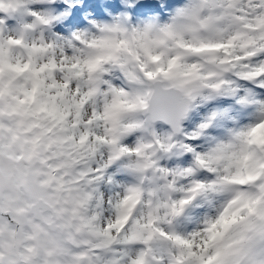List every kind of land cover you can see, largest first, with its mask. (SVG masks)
<instances>
[{"label": "snow or ice", "instance_id": "obj_1", "mask_svg": "<svg viewBox=\"0 0 264 264\" xmlns=\"http://www.w3.org/2000/svg\"><path fill=\"white\" fill-rule=\"evenodd\" d=\"M77 6L0 0V264H264V0Z\"/></svg>", "mask_w": 264, "mask_h": 264}, {"label": "clouds", "instance_id": "obj_2", "mask_svg": "<svg viewBox=\"0 0 264 264\" xmlns=\"http://www.w3.org/2000/svg\"><path fill=\"white\" fill-rule=\"evenodd\" d=\"M19 174L8 161L0 164V195L7 196L18 190Z\"/></svg>", "mask_w": 264, "mask_h": 264}, {"label": "bare ground", "instance_id": "obj_3", "mask_svg": "<svg viewBox=\"0 0 264 264\" xmlns=\"http://www.w3.org/2000/svg\"><path fill=\"white\" fill-rule=\"evenodd\" d=\"M111 2H112V4H116V3H118V0H111ZM97 5H103V7L106 6L104 4L103 0H97V3H89V6H91V7L88 6V8H90V10H91L90 12L92 14V17H94L96 19H103L97 11V8H98ZM82 11H84V10L80 6H77L74 8V12H82ZM92 17H90V18H92ZM70 22H72L77 27H84L88 23V20L86 19V21L85 20L79 21V20H77L76 17H73L71 14Z\"/></svg>", "mask_w": 264, "mask_h": 264}, {"label": "rangeland", "instance_id": "obj_4", "mask_svg": "<svg viewBox=\"0 0 264 264\" xmlns=\"http://www.w3.org/2000/svg\"><path fill=\"white\" fill-rule=\"evenodd\" d=\"M90 1V0H89ZM110 2L111 0H103V2H104V4L106 5L107 4V2ZM98 6V8H100L101 9V12H99V14H100V16L103 18V19H106L107 18V14L104 12V7L102 6V5H97ZM107 6V5H106ZM105 6V7H106ZM81 7V6H80ZM89 11H91L90 9H88ZM82 13H83V11H82ZM101 13H103L102 15H101Z\"/></svg>", "mask_w": 264, "mask_h": 264}]
</instances>
